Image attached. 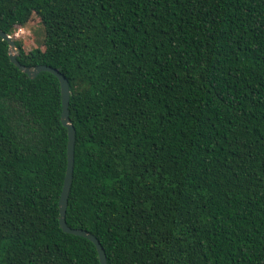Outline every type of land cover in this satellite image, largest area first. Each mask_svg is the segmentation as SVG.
I'll list each match as a JSON object with an SVG mask.
<instances>
[{"label": "trees", "instance_id": "obj_1", "mask_svg": "<svg viewBox=\"0 0 264 264\" xmlns=\"http://www.w3.org/2000/svg\"><path fill=\"white\" fill-rule=\"evenodd\" d=\"M69 87L65 220L106 264H264V0H0ZM58 79L0 38V264H100L59 225Z\"/></svg>", "mask_w": 264, "mask_h": 264}, {"label": "water", "instance_id": "obj_2", "mask_svg": "<svg viewBox=\"0 0 264 264\" xmlns=\"http://www.w3.org/2000/svg\"><path fill=\"white\" fill-rule=\"evenodd\" d=\"M0 38L8 43V55L10 61L23 73H25L30 79H34L38 73L40 72H49L53 74L59 82L60 86V94H61V115L60 121L61 124L67 129L68 143H67V164L66 171L64 176V181L60 193V198L58 201L59 206V225L63 232L80 236L88 239L96 248L98 259L100 264H106V256L102 245L99 241L94 237L91 233L81 230V229H73L70 228L65 220L66 207H67V199L72 183V173H73V159H74V135L75 130L73 125L70 122L69 114H68V102H69V87L66 78L58 72L56 69L44 66V65H36L33 67H26L21 65L18 60V52L19 49L15 44V40L12 36L7 35L6 33L0 30Z\"/></svg>", "mask_w": 264, "mask_h": 264}, {"label": "rangeland", "instance_id": "obj_3", "mask_svg": "<svg viewBox=\"0 0 264 264\" xmlns=\"http://www.w3.org/2000/svg\"><path fill=\"white\" fill-rule=\"evenodd\" d=\"M23 32H16L13 35L14 40L21 41L24 50H30L40 46L41 43V25L30 22L27 27H22Z\"/></svg>", "mask_w": 264, "mask_h": 264}, {"label": "built area", "instance_id": "obj_4", "mask_svg": "<svg viewBox=\"0 0 264 264\" xmlns=\"http://www.w3.org/2000/svg\"><path fill=\"white\" fill-rule=\"evenodd\" d=\"M17 31L18 32H23V28H18Z\"/></svg>", "mask_w": 264, "mask_h": 264}]
</instances>
